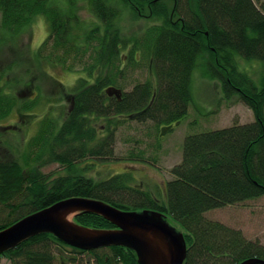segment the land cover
<instances>
[{
	"label": "trees",
	"instance_id": "trees-1",
	"mask_svg": "<svg viewBox=\"0 0 264 264\" xmlns=\"http://www.w3.org/2000/svg\"><path fill=\"white\" fill-rule=\"evenodd\" d=\"M85 3L98 22L82 31L80 8ZM146 7L151 18L162 22L140 36L122 34L117 23L125 10L143 15ZM0 13L1 27L11 38L37 15L47 17L50 33L37 49L39 60L56 57L72 69L71 58L92 59L83 64L87 76L78 78L68 93L67 112L43 118L40 131L28 142L24 161L0 158V230L58 201L89 198L128 211L159 210L177 220L188 245L184 264L264 259L259 241L206 216L210 210L264 196V76L259 86L239 62L240 58L264 62V1L0 0ZM199 58L204 59L206 75L221 81L225 97L239 95L255 120L187 135L182 161L172 168L174 178L167 182L168 203L134 187L127 172L107 178L87 175L86 169L95 166L88 159L115 158L123 123L152 121L160 126L188 114ZM145 64L150 76L127 90V72ZM18 101L0 84V120ZM97 120H103L101 126ZM139 156L142 152H131L129 157ZM52 163L61 169L45 172ZM74 221L94 229L115 227L95 213H79ZM53 245L91 254L94 264H139L131 248L84 250L51 233L33 236L0 258L7 256L12 264H67ZM71 259L74 264H92L77 256Z\"/></svg>",
	"mask_w": 264,
	"mask_h": 264
},
{
	"label": "rangeland",
	"instance_id": "rangeland-1",
	"mask_svg": "<svg viewBox=\"0 0 264 264\" xmlns=\"http://www.w3.org/2000/svg\"><path fill=\"white\" fill-rule=\"evenodd\" d=\"M167 6L172 7V2L167 3ZM147 10L146 7L143 15H137L134 10L126 9L117 23L122 34L127 37L140 36L148 27L162 22L161 19L151 18ZM80 15L82 31L98 22L86 3L80 8ZM49 33L47 17L39 14L18 37L11 38L1 27L0 13V84L5 92L19 98L18 105L12 112L0 120V158H18L23 162L28 142L40 131L43 118L48 114L60 117L67 112L70 103L68 93L72 91L78 78L87 76L83 64L92 61L91 58L83 62L71 58L69 63L72 64V69L59 64L56 57L51 61L39 60L36 56L37 49ZM239 62L241 69L262 86L264 62L245 58H240ZM147 66L145 64L130 68L127 72V90L132 88L130 84L133 82L143 81L150 76ZM192 91L193 102L189 106V112L179 121L160 126L152 121L123 123L118 129L115 158H100L96 161L88 159L89 162H95V166L93 169H86V174L95 178H107L116 173L127 172L133 177L131 184L134 187L150 191L157 199L168 203L167 182L174 178L172 168L182 161L187 135L255 120L253 110L240 100L239 95L226 98L221 81L206 75L203 58H199L193 71ZM30 105L33 106L27 107ZM102 122L103 120L98 121L99 126ZM131 152H142L143 157H129ZM58 169H61L58 163L44 167L45 172H56ZM206 216L240 229L248 239L264 245V196L210 210ZM167 220L176 230L184 232L177 220L172 217ZM52 249L55 253H61L67 264H74L71 259L74 256L85 262L95 263L88 253H75L59 245H53ZM0 264L12 262L9 257L3 256Z\"/></svg>",
	"mask_w": 264,
	"mask_h": 264
},
{
	"label": "water",
	"instance_id": "water-1",
	"mask_svg": "<svg viewBox=\"0 0 264 264\" xmlns=\"http://www.w3.org/2000/svg\"><path fill=\"white\" fill-rule=\"evenodd\" d=\"M83 212L102 215L115 227L94 229L80 225L74 217ZM166 216L159 210L128 211L103 200L68 198L0 230V254L33 236L51 233L64 243L84 250L109 246L131 248L137 253L139 264H184L188 255L185 235ZM239 264H264V259L251 257Z\"/></svg>",
	"mask_w": 264,
	"mask_h": 264
}]
</instances>
